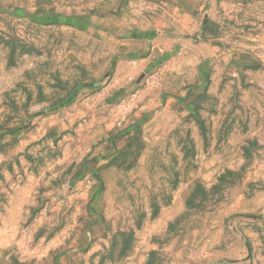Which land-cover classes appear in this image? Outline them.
Wrapping results in <instances>:
<instances>
[{"label": "rangeland", "instance_id": "obj_1", "mask_svg": "<svg viewBox=\"0 0 264 264\" xmlns=\"http://www.w3.org/2000/svg\"><path fill=\"white\" fill-rule=\"evenodd\" d=\"M0 264H264V0H0Z\"/></svg>", "mask_w": 264, "mask_h": 264}]
</instances>
